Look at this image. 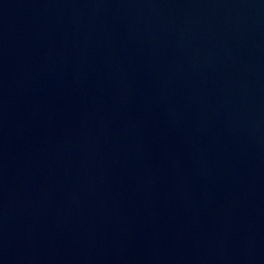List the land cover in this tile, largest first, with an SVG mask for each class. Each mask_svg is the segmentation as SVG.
<instances>
[{"label":"water","instance_id":"water-1","mask_svg":"<svg viewBox=\"0 0 264 264\" xmlns=\"http://www.w3.org/2000/svg\"><path fill=\"white\" fill-rule=\"evenodd\" d=\"M0 264H264V0H0Z\"/></svg>","mask_w":264,"mask_h":264}]
</instances>
